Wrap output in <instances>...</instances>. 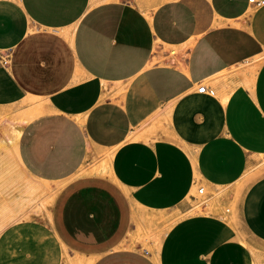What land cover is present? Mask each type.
Here are the masks:
<instances>
[{
    "label": "crops",
    "instance_id": "obj_1",
    "mask_svg": "<svg viewBox=\"0 0 264 264\" xmlns=\"http://www.w3.org/2000/svg\"><path fill=\"white\" fill-rule=\"evenodd\" d=\"M28 100L22 179L74 180L1 229L0 264H264V4L0 0V108Z\"/></svg>",
    "mask_w": 264,
    "mask_h": 264
},
{
    "label": "rangeland",
    "instance_id": "obj_2",
    "mask_svg": "<svg viewBox=\"0 0 264 264\" xmlns=\"http://www.w3.org/2000/svg\"><path fill=\"white\" fill-rule=\"evenodd\" d=\"M174 51H176V48L171 49V52ZM28 102H26L27 104L23 102L14 106L0 108V231L5 225L24 218L29 214L36 215L39 219L50 220L49 211L56 202V196L60 195L67 187V184L74 180L68 178L60 181L42 180L40 184L34 186L33 184H25L28 183L27 176L22 179L21 174L24 175V172L14 160L8 141L9 137L15 133L19 126H24L25 123H29L36 118V114L33 111L34 103L31 100ZM29 115L32 117L30 116V118ZM8 159L14 163L13 167H11L12 169L10 164H8ZM232 189V187H220L216 191L211 192L212 196L219 197L227 193V191H232ZM206 195V193L198 194L196 192L197 199L193 201L195 209L191 212H194V210L201 211V206L207 199ZM239 195L240 189L236 191V198ZM19 196L22 198L21 201H19ZM198 204L199 206H197ZM226 207L230 208V205L227 204L225 205ZM172 221L173 218L169 219L163 214L155 215L150 220L135 219L137 233L132 237V241L144 243L149 252L155 253V248L158 246L161 236Z\"/></svg>",
    "mask_w": 264,
    "mask_h": 264
},
{
    "label": "built area",
    "instance_id": "obj_3",
    "mask_svg": "<svg viewBox=\"0 0 264 264\" xmlns=\"http://www.w3.org/2000/svg\"><path fill=\"white\" fill-rule=\"evenodd\" d=\"M250 2L254 3L257 6H261L264 4V0H249ZM2 63L3 64H7L8 63V56H5L2 58ZM197 90L199 92H205V93H209V94H213L214 90L211 88H207L206 85L201 84L197 87ZM198 193H203V187H199L198 188Z\"/></svg>",
    "mask_w": 264,
    "mask_h": 264
},
{
    "label": "bare ground",
    "instance_id": "obj_4",
    "mask_svg": "<svg viewBox=\"0 0 264 264\" xmlns=\"http://www.w3.org/2000/svg\"><path fill=\"white\" fill-rule=\"evenodd\" d=\"M27 101V100H26ZM29 101V100H28ZM38 101V100H37ZM29 103V102H28ZM37 103V102H36ZM35 103V104H36ZM33 104V103H32ZM42 104V103H41ZM31 111V110H30ZM34 113L37 115V114H39V113H41L42 112V110L41 109H39V108H34ZM34 113H32V114H34ZM31 115H29V117H30ZM32 117V116H31ZM30 117V118H31ZM26 118V117H25ZM27 119V118H26ZM24 120V119H23ZM21 121V120H20ZM23 122V121H22ZM20 124V123H19ZM16 128V127H15ZM21 128H22V126H19V128L18 129H16V135H19V133H20V130H21ZM14 134V133H13ZM104 168V167H103ZM7 169V168H6ZM96 172V171H95ZM3 176V175H2ZM1 176V177H2ZM37 187H39V186H37ZM43 187H44V185H43ZM38 189V188H37ZM26 190V189H25ZM28 201V200H27ZM24 207V206H23ZM23 207H22V209H23ZM21 210V209H20ZM25 216V215H24Z\"/></svg>",
    "mask_w": 264,
    "mask_h": 264
}]
</instances>
